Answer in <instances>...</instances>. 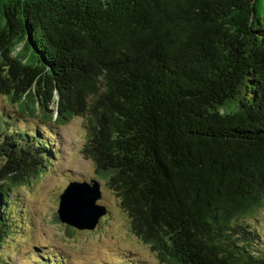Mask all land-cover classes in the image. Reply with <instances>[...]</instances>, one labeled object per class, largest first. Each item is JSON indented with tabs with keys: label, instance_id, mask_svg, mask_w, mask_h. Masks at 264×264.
Segmentation results:
<instances>
[{
	"label": "trees",
	"instance_id": "obj_1",
	"mask_svg": "<svg viewBox=\"0 0 264 264\" xmlns=\"http://www.w3.org/2000/svg\"><path fill=\"white\" fill-rule=\"evenodd\" d=\"M0 96L17 107L0 112V249L14 193L50 165L48 126L81 117L83 157L160 263L264 264L247 221L264 202V0H0Z\"/></svg>",
	"mask_w": 264,
	"mask_h": 264
},
{
	"label": "rangeland",
	"instance_id": "obj_2",
	"mask_svg": "<svg viewBox=\"0 0 264 264\" xmlns=\"http://www.w3.org/2000/svg\"><path fill=\"white\" fill-rule=\"evenodd\" d=\"M16 111L7 97L0 96V112L13 120ZM20 120L17 124L24 129ZM25 120L28 127L44 129L45 124L30 115ZM48 127L58 137L49 136L52 142L45 154L50 165L30 186L14 193L22 201L17 202L16 197L11 201L18 212L13 209L7 217L9 236L0 249V264H162L150 247L133 235L120 199L97 174L92 161L83 157L81 149L87 138L84 119L76 117L65 125ZM91 180L101 185L98 204L108 209V215L94 230L61 223L57 215L60 196L71 182ZM247 221L257 227L264 244V202Z\"/></svg>",
	"mask_w": 264,
	"mask_h": 264
},
{
	"label": "water",
	"instance_id": "obj_3",
	"mask_svg": "<svg viewBox=\"0 0 264 264\" xmlns=\"http://www.w3.org/2000/svg\"><path fill=\"white\" fill-rule=\"evenodd\" d=\"M100 187L97 180L71 182L60 196V220L79 230H94L107 215V208L98 204L102 197Z\"/></svg>",
	"mask_w": 264,
	"mask_h": 264
}]
</instances>
